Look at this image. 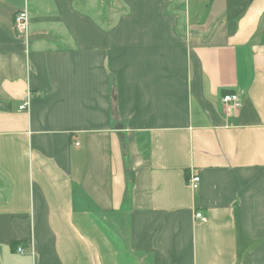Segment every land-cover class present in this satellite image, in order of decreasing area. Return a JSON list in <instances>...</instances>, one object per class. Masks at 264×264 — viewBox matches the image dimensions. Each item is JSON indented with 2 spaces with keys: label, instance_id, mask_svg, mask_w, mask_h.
<instances>
[{
  "label": "crops",
  "instance_id": "0c3cea01",
  "mask_svg": "<svg viewBox=\"0 0 264 264\" xmlns=\"http://www.w3.org/2000/svg\"><path fill=\"white\" fill-rule=\"evenodd\" d=\"M0 264H264V0H0Z\"/></svg>",
  "mask_w": 264,
  "mask_h": 264
},
{
  "label": "built area",
  "instance_id": "2783aa9c",
  "mask_svg": "<svg viewBox=\"0 0 264 264\" xmlns=\"http://www.w3.org/2000/svg\"><path fill=\"white\" fill-rule=\"evenodd\" d=\"M15 29L18 30L19 32L24 33V35L28 36V30L30 27V18L28 17V12L26 9L20 10L16 13L15 15ZM223 101L227 104H233L235 106H240L242 103V100L239 96L238 93L234 92V93H225L223 95ZM29 106V98H27L21 105L20 108L21 109H26ZM199 180H200V176L198 174H194L191 181H190V185H192V187L194 188H198L199 187ZM197 217H203V214L201 212H197L196 213ZM20 253H23L26 251V249L24 247L18 246L17 249Z\"/></svg>",
  "mask_w": 264,
  "mask_h": 264
}]
</instances>
